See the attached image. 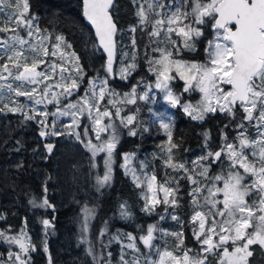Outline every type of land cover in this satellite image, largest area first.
Instances as JSON below:
<instances>
[{
    "label": "snow or ice",
    "instance_id": "6c2138e0",
    "mask_svg": "<svg viewBox=\"0 0 264 264\" xmlns=\"http://www.w3.org/2000/svg\"><path fill=\"white\" fill-rule=\"evenodd\" d=\"M130 3L134 23L119 27L117 0H82V16L94 32L81 25L74 29L79 40L70 41L63 31L41 27L39 18L31 14L30 0H0L4 34L0 36V116L18 115L20 128L36 124L49 157L56 147L53 137H64L73 148L78 144L86 150L90 168H97L100 157L103 170L96 174L94 187L101 195L112 187L119 158L118 167L140 190L139 211L158 217L152 223H139L128 202L121 201L119 218L133 224L134 232L117 229L110 235L105 221L94 242L89 234L96 208L83 204L79 239L87 246L91 264H114L110 250L114 243L120 245L115 264H250L254 251L264 256V0ZM55 18L64 19L62 14ZM68 23L75 26L77 21ZM207 29L212 38L206 39L204 62L181 59L183 51H197ZM137 31L146 41L143 58L154 80L141 76L128 86L129 91L120 92L110 81H128L138 70ZM73 43H79L84 63ZM177 78L183 82L179 93L172 84ZM157 90L191 121L203 123L209 114L221 113L226 123L219 129V143L204 132L200 154L191 160L177 159L183 137L174 138L170 119L161 118L159 127L150 132L139 118V106L131 114L126 112L138 101L156 104ZM193 93L200 94L197 103L182 102L184 94ZM161 131L166 140L155 145L158 151L151 158L118 150L122 137L143 142L146 133ZM16 145L15 152L24 147L20 139ZM156 160L162 161L160 179ZM78 165L77 161L72 167L78 170ZM24 167L23 161L15 165L18 173ZM185 184L187 212L183 211ZM41 187L42 197L28 193L29 204L55 212L47 197V181ZM0 221L7 222L4 211ZM168 221L175 222V230L162 227ZM40 223L43 239H33L26 218L18 229L11 225L0 229V245L6 246L0 251V264H33L32 253L38 247L47 254V264H54L48 236L55 232V217L41 218ZM186 232L192 246L186 243Z\"/></svg>",
    "mask_w": 264,
    "mask_h": 264
},
{
    "label": "trees",
    "instance_id": "16d2710c",
    "mask_svg": "<svg viewBox=\"0 0 264 264\" xmlns=\"http://www.w3.org/2000/svg\"><path fill=\"white\" fill-rule=\"evenodd\" d=\"M82 0H30L31 14L36 15L42 28H47L50 32L63 31L67 39L70 41H78L79 36L74 29L83 28L91 29L87 26L81 10ZM119 5L117 12L119 16V27H126L134 23L133 6L130 0H117ZM63 15L64 19H56L55 17ZM77 21L74 26L68 21ZM72 31L73 34L69 35ZM205 38L200 44V51L196 56L195 53L183 51L180 58L183 60L205 59L204 48L206 39L212 38L211 29H207ZM137 44L141 49L139 68L128 81H119L118 84L111 82L113 86L120 92L129 91V85L136 82V79L144 76L148 80H153L151 73L147 71V65L143 58V46L145 39H141V33H136ZM73 48L78 51L81 56V62L84 63V53L79 51V43H73ZM114 67L118 68V65ZM115 68V69H116ZM92 73L89 72V75ZM87 80V77L85 78ZM118 80V77H117ZM174 90L179 93L182 91L183 82L177 80L172 82ZM83 88L81 89V92ZM73 99V98H72ZM197 99L194 95L184 94L182 102H193ZM52 110V106L50 107ZM129 112L128 108L126 109ZM140 111L148 119L149 113L147 106L140 105ZM175 115L173 124L174 138L183 137L181 148L177 159L192 158L198 156L201 152V143L203 142L204 132H210L212 141L219 143V129L226 123L222 120L221 113L217 112L214 116L209 114V118L203 123L191 121L181 108L172 110ZM18 115L9 114L8 116H0V211H4L7 216V222L0 221V229L7 225H11L13 230L18 229L26 218L28 221L29 234L33 239H43L41 218L52 219L55 217V232L48 236V247L53 256L54 264H91V257L87 255V246L80 243V219L83 214V204L96 208V218L90 226L89 238L94 242L100 230L104 228V222L108 224L109 234H114L117 229L125 232H134V225L130 222L119 218L118 204L121 201H127L128 205L133 209L137 222L146 224L155 222L158 217H147L139 211L143 204V200L139 196V189H136L129 176L124 175L123 170L118 167L122 161L118 158L117 165H114V180L112 187L105 189L107 195H101L96 192L95 185V169L89 167L87 157L90 155L80 145L74 148L64 137L51 138L56 147L52 155L49 157L43 147L44 141L38 136V126L29 122L27 128L18 127ZM51 121L52 118L49 117ZM227 131V130H226ZM229 136L232 133L229 132ZM153 135L145 134V139L141 142L138 138L123 137L120 151L134 150L139 153V158L149 156L154 151H158L155 145L164 142L166 137L154 138ZM23 141V149L20 152L13 151L16 140ZM211 143V141H210ZM139 145V147H136ZM37 151L34 152L33 149ZM184 149H188L187 152ZM42 154V155H41ZM18 161L24 162V169L17 172L15 165ZM79 162L78 170L72 165ZM158 179L162 178L160 165L162 161L156 160ZM171 171V170H169ZM75 173V175H73ZM51 177V179H47ZM47 181L49 201L55 205L56 211L51 209H34L29 204L30 196L28 193L37 197L44 195L41 185ZM15 182V187L11 185ZM184 184L185 182H181ZM187 185L182 189L184 194L185 207L187 212ZM162 195V194H161ZM15 213V215H12ZM183 214V213H182ZM186 218V217H185ZM162 227L168 230H175V222L168 221L162 224ZM51 233V230H49ZM186 243L192 246L189 233H185ZM163 244V241H158ZM120 245L114 243L111 247L113 252V262L119 256ZM131 258V257H129ZM33 264H47V254L42 248L38 247L35 253H32ZM250 264H264V256L260 251H254L250 258Z\"/></svg>",
    "mask_w": 264,
    "mask_h": 264
},
{
    "label": "rangeland",
    "instance_id": "374dc122",
    "mask_svg": "<svg viewBox=\"0 0 264 264\" xmlns=\"http://www.w3.org/2000/svg\"><path fill=\"white\" fill-rule=\"evenodd\" d=\"M212 34V33H211ZM4 34L3 33H0V36H3ZM205 35H206V32H205ZM209 39H211V38H209ZM205 60V59H204ZM204 60H202V61H198V62H204ZM185 61H188V62H196V61H191V60H185ZM116 67H114V69H115ZM116 69H118V68H116ZM173 75H175V73H173ZM153 80H154V77H153ZM118 91V90H117ZM191 95H194V96H196L197 97V99L195 100V101H189L188 103H197L198 101H199V99H200V94L199 93H193V94H191ZM73 98V100H75L76 99V97L74 96V97H72ZM156 98H157V102H156V104H146L145 102H143V101H138L137 102V105H128L127 106V108H128V110H129V112H127V110H126V112L128 113V114H131V113H133L134 112V110H135V108L137 107V106H139V108H140V105H145V106H147V108H148V111H145V112H148L149 113V117H148V119L146 118V120H145V117H147V115H143L142 113H141V111L139 112V118L141 119V120H143L144 121V123H145V126H147V127H149V129H150V132L151 131H154L155 129H157L158 127H159V121H160V119L161 118H163V119H165L166 121L167 120H171V122L173 123L174 122V120H175V115H173V109L174 108H172L164 99H163V93H160L158 90L156 91ZM21 100H23L24 98L23 97H21L20 98ZM50 107H51V105H49V110H50ZM126 108V109H127ZM149 109H151V111H149ZM122 115H123V113H122ZM62 122H70V120H69V118H62ZM126 131V130H125ZM90 135H93L92 133H90ZM163 136V134H162V131H161V134L160 135H153V137H152V139H154V138H160V137H162ZM164 137V136H163ZM123 138V137H122ZM95 142V141H94ZM104 154H101V156H103ZM97 168H95V171H96V173H95V176H96V174L99 172V173H101L102 174V170H103V166H102V160L100 159V157H97ZM135 166V165H134ZM6 248V246L5 245H0V251H2V250H4Z\"/></svg>",
    "mask_w": 264,
    "mask_h": 264
},
{
    "label": "flooded vegetation",
    "instance_id": "af4514ba",
    "mask_svg": "<svg viewBox=\"0 0 264 264\" xmlns=\"http://www.w3.org/2000/svg\"><path fill=\"white\" fill-rule=\"evenodd\" d=\"M202 41H203V38L201 39V42L198 44L197 51L195 52V55H196V56L198 55V53H199V51H200V44L202 43ZM191 61H196V62H198V60H191Z\"/></svg>",
    "mask_w": 264,
    "mask_h": 264
},
{
    "label": "water",
    "instance_id": "95a60500",
    "mask_svg": "<svg viewBox=\"0 0 264 264\" xmlns=\"http://www.w3.org/2000/svg\"><path fill=\"white\" fill-rule=\"evenodd\" d=\"M84 20H85V19H84ZM85 22H86L87 26L91 29V31L94 32V29L91 28V26L88 24V22H87L86 20H85ZM105 56H106V54H105ZM114 66H115V65H114Z\"/></svg>",
    "mask_w": 264,
    "mask_h": 264
}]
</instances>
